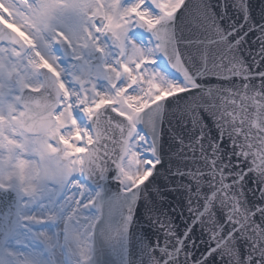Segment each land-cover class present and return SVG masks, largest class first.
I'll return each instance as SVG.
<instances>
[{"label":"snow or ice","instance_id":"obj_1","mask_svg":"<svg viewBox=\"0 0 264 264\" xmlns=\"http://www.w3.org/2000/svg\"><path fill=\"white\" fill-rule=\"evenodd\" d=\"M0 264H264V0H0Z\"/></svg>","mask_w":264,"mask_h":264},{"label":"water","instance_id":"obj_2","mask_svg":"<svg viewBox=\"0 0 264 264\" xmlns=\"http://www.w3.org/2000/svg\"><path fill=\"white\" fill-rule=\"evenodd\" d=\"M254 7L258 8L261 4V0H251Z\"/></svg>","mask_w":264,"mask_h":264}]
</instances>
